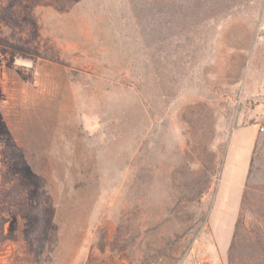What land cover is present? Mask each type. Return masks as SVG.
Wrapping results in <instances>:
<instances>
[{
    "label": "rangeland",
    "instance_id": "374dc122",
    "mask_svg": "<svg viewBox=\"0 0 264 264\" xmlns=\"http://www.w3.org/2000/svg\"><path fill=\"white\" fill-rule=\"evenodd\" d=\"M263 119L264 0H0V264H264Z\"/></svg>",
    "mask_w": 264,
    "mask_h": 264
},
{
    "label": "crops",
    "instance_id": "0c3cea01",
    "mask_svg": "<svg viewBox=\"0 0 264 264\" xmlns=\"http://www.w3.org/2000/svg\"><path fill=\"white\" fill-rule=\"evenodd\" d=\"M254 145H255V141H253V143L248 148V154L245 157V164H244V167H243V170L241 173L242 177H241V180L238 183L237 187H235L234 206L232 208V216H231L232 220L235 219L236 214H237L239 207H240V204H241L243 191H244L246 180L248 178V174H249L250 167H251Z\"/></svg>",
    "mask_w": 264,
    "mask_h": 264
},
{
    "label": "trees",
    "instance_id": "16d2710c",
    "mask_svg": "<svg viewBox=\"0 0 264 264\" xmlns=\"http://www.w3.org/2000/svg\"><path fill=\"white\" fill-rule=\"evenodd\" d=\"M242 225V219L239 218L235 227L234 235H233V240L230 246V251L234 250V247L238 244L239 242V237H240V227Z\"/></svg>",
    "mask_w": 264,
    "mask_h": 264
},
{
    "label": "built area",
    "instance_id": "2783aa9c",
    "mask_svg": "<svg viewBox=\"0 0 264 264\" xmlns=\"http://www.w3.org/2000/svg\"><path fill=\"white\" fill-rule=\"evenodd\" d=\"M257 130L259 133L264 134V119L258 124Z\"/></svg>",
    "mask_w": 264,
    "mask_h": 264
}]
</instances>
